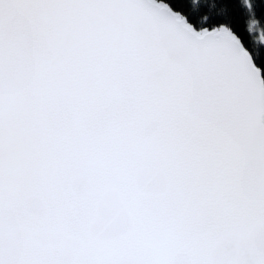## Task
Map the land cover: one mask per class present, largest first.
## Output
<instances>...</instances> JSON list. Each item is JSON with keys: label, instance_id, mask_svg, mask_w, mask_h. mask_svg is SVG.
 <instances>
[{"label": "snow or ice", "instance_id": "6c2138e0", "mask_svg": "<svg viewBox=\"0 0 264 264\" xmlns=\"http://www.w3.org/2000/svg\"><path fill=\"white\" fill-rule=\"evenodd\" d=\"M256 9L0 0V264H264Z\"/></svg>", "mask_w": 264, "mask_h": 264}, {"label": "trees", "instance_id": "16d2710c", "mask_svg": "<svg viewBox=\"0 0 264 264\" xmlns=\"http://www.w3.org/2000/svg\"><path fill=\"white\" fill-rule=\"evenodd\" d=\"M252 2L257 4L256 12L245 16L243 27L247 31L250 41L254 45H257L261 33L264 32V3H262V0H252ZM253 22H255L254 24L258 28L259 34H256V32L252 30L251 24Z\"/></svg>", "mask_w": 264, "mask_h": 264}, {"label": "rangeland", "instance_id": "374dc122", "mask_svg": "<svg viewBox=\"0 0 264 264\" xmlns=\"http://www.w3.org/2000/svg\"><path fill=\"white\" fill-rule=\"evenodd\" d=\"M251 27H252V30L256 32V34H259V30L254 23L251 24Z\"/></svg>", "mask_w": 264, "mask_h": 264}, {"label": "clouds", "instance_id": "9594fccd", "mask_svg": "<svg viewBox=\"0 0 264 264\" xmlns=\"http://www.w3.org/2000/svg\"><path fill=\"white\" fill-rule=\"evenodd\" d=\"M253 23H255V22H253ZM249 30H250V29H249ZM257 46L259 47V46H261V45H259V43H258Z\"/></svg>", "mask_w": 264, "mask_h": 264}]
</instances>
